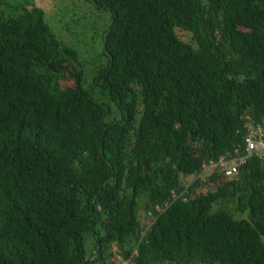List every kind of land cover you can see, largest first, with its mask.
<instances>
[{
  "label": "trees",
  "instance_id": "1",
  "mask_svg": "<svg viewBox=\"0 0 264 264\" xmlns=\"http://www.w3.org/2000/svg\"><path fill=\"white\" fill-rule=\"evenodd\" d=\"M86 1L111 21L89 83L0 0V264H264V157L199 179L264 130V0Z\"/></svg>",
  "mask_w": 264,
  "mask_h": 264
},
{
  "label": "rangeland",
  "instance_id": "2",
  "mask_svg": "<svg viewBox=\"0 0 264 264\" xmlns=\"http://www.w3.org/2000/svg\"><path fill=\"white\" fill-rule=\"evenodd\" d=\"M8 2L12 7L31 2L44 11L45 20L57 41L78 53L79 66L75 67L76 70L83 72L85 83H89L93 73L105 65L102 33L111 23L108 13L98 11L92 3L86 0H7V5L3 6V14L6 16L15 13L14 10H7ZM73 84L74 82L66 81L62 83V87ZM192 182L191 179L187 183L191 184ZM205 187L201 188L203 194L207 190ZM215 190L216 188L213 187L209 191ZM141 215L146 225L149 215L144 217L143 210H141ZM92 245L90 243V246ZM117 262L118 264H133L120 256Z\"/></svg>",
  "mask_w": 264,
  "mask_h": 264
},
{
  "label": "built area",
  "instance_id": "3",
  "mask_svg": "<svg viewBox=\"0 0 264 264\" xmlns=\"http://www.w3.org/2000/svg\"><path fill=\"white\" fill-rule=\"evenodd\" d=\"M246 128L247 137L244 152L240 153L239 150H236L233 154L222 157L218 163H211L199 176L200 180H203V182H205L208 176L216 169H218V172H220L221 174H224L226 177L231 178L238 174L240 167L245 165L253 156L257 155L260 157H264L263 128L260 125H256L250 119L246 123ZM208 172H210V174L207 175ZM162 210L163 207H157V211ZM148 217L150 219L152 217L151 214H149ZM150 226L151 224H146L145 227H142V230L140 232V241H142L143 238L146 236L147 230ZM129 263H132L131 259H129Z\"/></svg>",
  "mask_w": 264,
  "mask_h": 264
}]
</instances>
